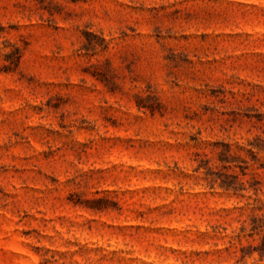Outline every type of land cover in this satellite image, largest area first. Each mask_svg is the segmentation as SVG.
Here are the masks:
<instances>
[{
	"label": "rangeland",
	"instance_id": "1",
	"mask_svg": "<svg viewBox=\"0 0 264 264\" xmlns=\"http://www.w3.org/2000/svg\"><path fill=\"white\" fill-rule=\"evenodd\" d=\"M0 264H264V0H0Z\"/></svg>",
	"mask_w": 264,
	"mask_h": 264
},
{
	"label": "trees",
	"instance_id": "2",
	"mask_svg": "<svg viewBox=\"0 0 264 264\" xmlns=\"http://www.w3.org/2000/svg\"><path fill=\"white\" fill-rule=\"evenodd\" d=\"M221 186H222V187H225V188H227V189H228V188H231V187H230V186H231L230 183H225L224 181H223V183L221 184Z\"/></svg>",
	"mask_w": 264,
	"mask_h": 264
}]
</instances>
